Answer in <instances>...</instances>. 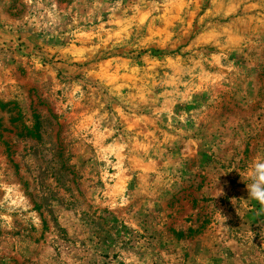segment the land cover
<instances>
[{
  "label": "rangeland",
  "instance_id": "374dc122",
  "mask_svg": "<svg viewBox=\"0 0 264 264\" xmlns=\"http://www.w3.org/2000/svg\"><path fill=\"white\" fill-rule=\"evenodd\" d=\"M264 0H0V264H264Z\"/></svg>",
  "mask_w": 264,
  "mask_h": 264
},
{
  "label": "clouds",
  "instance_id": "9594fccd",
  "mask_svg": "<svg viewBox=\"0 0 264 264\" xmlns=\"http://www.w3.org/2000/svg\"><path fill=\"white\" fill-rule=\"evenodd\" d=\"M248 191L247 200L256 201L264 207V156L254 158L242 177Z\"/></svg>",
  "mask_w": 264,
  "mask_h": 264
}]
</instances>
